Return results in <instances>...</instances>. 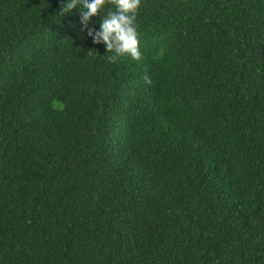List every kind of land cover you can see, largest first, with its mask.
Listing matches in <instances>:
<instances>
[{"label":"trees","instance_id":"obj_1","mask_svg":"<svg viewBox=\"0 0 264 264\" xmlns=\"http://www.w3.org/2000/svg\"><path fill=\"white\" fill-rule=\"evenodd\" d=\"M63 2L0 0V264H264V0H142L114 62Z\"/></svg>","mask_w":264,"mask_h":264},{"label":"clouds","instance_id":"obj_2","mask_svg":"<svg viewBox=\"0 0 264 264\" xmlns=\"http://www.w3.org/2000/svg\"><path fill=\"white\" fill-rule=\"evenodd\" d=\"M142 0H64L60 11L70 13L73 9H81L80 22L82 30L87 32L94 44L103 43L107 53H113L108 59L115 61L118 57L129 56L140 59L136 15ZM108 6L106 14L100 13ZM99 15V29L89 27L92 17Z\"/></svg>","mask_w":264,"mask_h":264}]
</instances>
